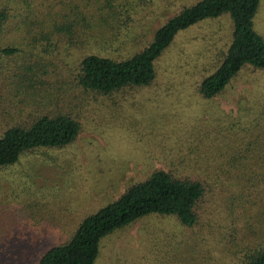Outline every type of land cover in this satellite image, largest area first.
Returning a JSON list of instances; mask_svg holds the SVG:
<instances>
[{"label":"rangeland","instance_id":"1","mask_svg":"<svg viewBox=\"0 0 264 264\" xmlns=\"http://www.w3.org/2000/svg\"><path fill=\"white\" fill-rule=\"evenodd\" d=\"M56 1L30 0L34 5ZM147 1L138 5L133 41L119 48L114 44L100 55L119 59L142 49L167 17L196 0ZM23 20L22 14L10 11L0 32V47L14 49L9 55L0 53V133L59 108L75 117L79 130L65 146L34 148L0 168V264H35L47 246L68 240L83 216L155 169L197 177L187 159L205 160L208 145L214 151V142L227 127L233 124V133L239 134V125L248 124L258 112L236 110L239 100L249 98L247 89L264 88V73L250 67L241 68L216 96L204 98L197 90L229 43L231 21L226 13L177 31L154 60L150 83L110 94L83 90L74 82L71 73L84 51L73 39L65 42L64 33L47 28L27 34ZM252 27L264 40V0L259 1ZM44 92L50 101L40 99L38 93ZM249 133L254 136L253 129ZM212 202L210 208L202 198L199 220L191 227L180 225L174 216L149 215L110 232L100 239L93 264H189L192 234L212 235L213 228L202 220L211 219L214 209L223 210V201ZM258 205L264 209V204ZM242 208L246 204L234 208L231 222ZM220 215L226 218L227 212ZM241 218L251 219L247 212ZM204 247L209 249L208 244ZM211 264L232 263L218 253Z\"/></svg>","mask_w":264,"mask_h":264},{"label":"trees","instance_id":"2","mask_svg":"<svg viewBox=\"0 0 264 264\" xmlns=\"http://www.w3.org/2000/svg\"><path fill=\"white\" fill-rule=\"evenodd\" d=\"M259 1L196 0L167 17L150 33L142 49L119 59L98 52L133 41L138 5L147 0H58L38 5L30 0L0 1V32L11 11L23 15L27 34L48 31L44 28L48 32L64 33L65 42L73 39L74 46L84 51L71 73L74 82L83 90L110 94L125 86L150 83L155 75L154 60L177 31L226 13L231 21L229 43L213 71L197 87L202 97L211 98L224 91L241 68L264 73V40L252 27ZM32 16L37 19L32 20ZM13 51L0 47V53L5 55ZM45 74L49 73L45 71ZM45 92L38 93L40 99L50 101L49 93ZM247 92L249 98L245 103L239 100L240 108L236 110L254 108L258 112L252 114L248 124L239 125V134L233 133V124L227 127V132L214 142V151L208 145L205 160L187 159L192 162H188L190 170L199 176L176 177L162 169L153 170L111 202L83 216L70 238L47 246L35 264H93L102 237L144 216H174L180 225L191 227L199 220L197 212L202 198L207 199L210 208L212 200L223 201V210L214 209L208 221L201 219L209 223L213 234H192L187 251L189 264H211L218 253L232 264H264V209L262 206L258 209L259 203L264 204V88L250 87ZM58 110L53 114L33 115L27 124L5 128L0 133V168L13 164L23 152L37 147H62L73 141L79 123L69 112ZM251 129L254 136L249 133ZM218 156H223L220 163ZM244 204L246 208L240 209L238 218L231 222L234 208ZM225 211L226 218L221 217ZM246 212L248 219L251 217L247 221L241 218ZM220 220L218 228L216 223ZM206 244L209 249L204 247Z\"/></svg>","mask_w":264,"mask_h":264}]
</instances>
